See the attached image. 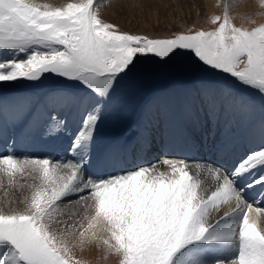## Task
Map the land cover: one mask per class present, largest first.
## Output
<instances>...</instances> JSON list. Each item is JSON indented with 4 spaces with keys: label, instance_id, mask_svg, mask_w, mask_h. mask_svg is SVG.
<instances>
[{
    "label": "snow or ice",
    "instance_id": "6c2138e0",
    "mask_svg": "<svg viewBox=\"0 0 264 264\" xmlns=\"http://www.w3.org/2000/svg\"><path fill=\"white\" fill-rule=\"evenodd\" d=\"M211 23L150 37L106 22L94 0H0V82H59L0 95V185L32 181L22 208L0 205V264H82L86 247L118 264H264V24L236 26L227 9ZM158 66L185 83L142 106L138 142L162 128L166 148L184 149L206 129L210 157L137 163L101 144L126 89Z\"/></svg>",
    "mask_w": 264,
    "mask_h": 264
},
{
    "label": "rangeland",
    "instance_id": "374dc122",
    "mask_svg": "<svg viewBox=\"0 0 264 264\" xmlns=\"http://www.w3.org/2000/svg\"><path fill=\"white\" fill-rule=\"evenodd\" d=\"M94 0L99 15L106 21L118 25L120 30L127 31L129 33L146 34L150 37H168L173 34L187 31L192 28L193 30H212L215 26L211 23V19L214 15H223L227 9L228 14L232 18L233 23L236 26H243L245 28H252L260 24H264V12L254 11L251 13H238L236 10L237 2L239 0H192L193 4L184 7L181 11L176 5L174 0ZM174 1L175 5H172ZM196 1V3H194ZM208 2L206 6L205 2ZM41 4H52L54 6H60L69 2V0H36ZM146 2V3H145ZM259 3H263L262 8L264 10V0H260ZM116 5V7L111 8ZM248 5V4H246ZM197 6V9H196ZM166 9L164 18L161 17V10ZM160 17V18H159ZM186 20V21H185ZM172 25V26H171ZM182 65L188 66L187 61H182ZM161 67V72L157 75L146 76L126 89V97L124 103L120 106V109L115 113V123L108 121L111 126L103 125L101 128V134H106L111 131L114 126V133L118 134L122 130L127 129V125L131 121V114L135 107L131 105L138 102L140 108H142V101L150 99L154 92L165 88L166 86L183 85L185 81L177 78L171 72L167 70L166 66ZM200 76H207V73H200ZM215 79H220L215 77ZM33 82H0V95L4 97L11 96L15 93H32L38 94L42 89L44 92L52 88L55 84L59 83L54 80H46L41 83H37L35 87H32ZM29 88V89H24ZM153 89H157L153 91ZM153 92V93H151ZM6 94V95H5ZM148 102V100L146 101ZM127 110V112H126ZM143 119L142 110L138 115L137 121H140L138 125H141ZM134 125L131 126V129ZM109 128V129H108ZM125 132L122 133V135ZM244 145V146H243ZM246 145L242 144L239 150H245ZM45 150H41L39 153H44ZM242 152V153H243ZM62 157V156H61ZM3 184H7L6 180ZM259 189L256 191H250V196L258 197ZM1 196L4 199V205L10 202L13 207L22 208L23 205L18 204L17 200H11L9 196L3 193ZM19 199L23 198L21 192L18 195ZM18 204V205H17ZM0 205H3V201L0 199ZM81 251V250H79ZM85 254V252H80ZM109 258L108 261L104 259ZM79 259V258H78ZM82 264H94L92 261H88L83 258L80 259ZM114 260V261H113ZM100 264H118V258L114 254L101 255Z\"/></svg>",
    "mask_w": 264,
    "mask_h": 264
},
{
    "label": "bare ground",
    "instance_id": "6f19581e",
    "mask_svg": "<svg viewBox=\"0 0 264 264\" xmlns=\"http://www.w3.org/2000/svg\"><path fill=\"white\" fill-rule=\"evenodd\" d=\"M127 1L128 0H123L122 2H127ZM138 1H140V0H138ZM174 1L176 2V5L180 11L182 9H185L184 7H186L188 5L191 6V4H193L192 0H174ZM174 1L172 2V5H175ZM207 1L210 2V0H207ZM207 1L205 2L206 6H208ZM259 2H260V0H239L237 2L236 10H238V13H242V14L251 13L254 11L256 12L258 10L259 11L262 10L264 12V10L262 8H260L261 6H263V3H259ZM194 3H196V1ZM246 4H248V5H246ZM114 7H116V5L112 6L111 8H114ZM196 9H197V6H196ZM165 10L166 9H163L160 12L162 18H164ZM3 58H10V57H3ZM126 112H127V110H126ZM104 124L107 126H111L108 121H106ZM141 124H142V122H141ZM111 129L112 130L106 134H101V132H100L101 144L103 145L104 142H111L113 145H115L119 148H122L123 150L126 151V153L128 155V159L130 161L135 159L137 163H140V162L151 163V162H154L155 160L163 157L159 152L154 153L150 156H145V157L141 156L137 151H134L132 149V144L135 140L134 135H130L127 132H125L123 135L122 134H115L113 131L114 126ZM132 129L133 130L136 129V126L134 125ZM190 138H193L196 142H199L200 145L199 146L189 145V147L182 149L183 152H187L194 160H199L200 158H207V157H210L212 155V152L210 151V149L213 147L214 140L210 135H208L206 129L205 130H197V131L190 130ZM67 146H68L67 141L65 140L62 147L58 148L57 151L53 153V155H56L60 159L67 158L69 156V154L64 152V149L67 148ZM236 149L241 153L243 152V151L239 150V147ZM35 150H36V152L39 153L42 149L40 147H37V146L32 147V148H29L28 151L25 152L24 154L27 155L30 153H34ZM152 156H153V158H152ZM235 159H238V158H235ZM31 183H32V181L30 179H21L14 186H7V184L0 185V199L3 201V205H4V199L1 196L2 191L4 194L9 196L11 200H17L18 202H20V201H23L25 199V197H30L31 193H30V190L27 187V185H29ZM20 192L23 195V198L19 199L18 195ZM250 197H253V195H251ZM18 204L23 205V203H18ZM13 205L14 204H12V206ZM225 251L231 253L232 255H235V245L234 244L231 245L229 248L225 249ZM80 252H85V254H81ZM101 255H106V254L104 253L103 249H100L97 247H86L83 251H79V249H78L76 252L77 258H79V259L85 258L88 261H92V263H94V264H100L101 263ZM108 259L109 258H105L104 261L105 260L108 261Z\"/></svg>",
    "mask_w": 264,
    "mask_h": 264
}]
</instances>
